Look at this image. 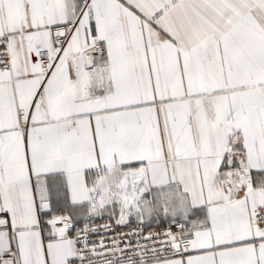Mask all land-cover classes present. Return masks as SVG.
<instances>
[{
  "label": "snow or ice",
  "instance_id": "6c2138e0",
  "mask_svg": "<svg viewBox=\"0 0 264 264\" xmlns=\"http://www.w3.org/2000/svg\"><path fill=\"white\" fill-rule=\"evenodd\" d=\"M0 264H264V0H0Z\"/></svg>",
  "mask_w": 264,
  "mask_h": 264
}]
</instances>
